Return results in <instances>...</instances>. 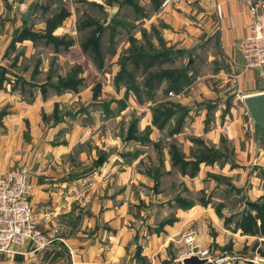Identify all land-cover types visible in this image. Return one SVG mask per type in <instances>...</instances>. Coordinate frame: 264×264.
Instances as JSON below:
<instances>
[{"label": "crops", "instance_id": "crops-1", "mask_svg": "<svg viewBox=\"0 0 264 264\" xmlns=\"http://www.w3.org/2000/svg\"><path fill=\"white\" fill-rule=\"evenodd\" d=\"M38 1L0 0V68L6 64L1 55L24 25L19 22V9L33 8L31 5ZM11 3L18 9L17 18L15 11H8ZM94 4L105 8L104 4ZM261 5L264 8V0ZM177 9L179 12L169 10L162 16L164 24L173 27L172 31L161 32L162 40L179 42L195 52L206 43L204 63L217 69L211 76L197 79L190 95L183 92L174 98L187 107L178 133L169 137L168 127H154L149 108L142 117L145 124L137 127L138 133L148 130L149 142L163 134L167 142H175L187 162L194 160L192 153L201 149L197 141L222 157L213 164L201 163L193 177L173 168L168 153L163 156L162 173L142 170L136 166L143 156L133 154L130 160L126 156L132 155L131 143L139 148L148 139H128L126 134L115 148L116 135L109 136V141L100 140L98 125L82 127L70 124L68 116L53 118L54 105L68 101L70 94L48 96L45 80L24 79L35 90L27 97L20 88H7L9 76L5 71L0 86V176L14 165L26 168L34 219L49 246L44 250L31 243L14 246L0 253V264H182L177 255L186 250L183 237L191 233L195 234L197 250H208L214 257L228 255L233 261L257 259V264H264L258 253V249L263 251L264 239L242 233L236 226L243 214L254 216L256 206L264 204V128L254 125L243 104L247 96L264 94V78L244 70L238 52L240 42L249 33L251 16L247 6L236 0H193ZM159 10L157 7L153 13L157 19L162 15ZM41 23L42 30H36L35 25L31 30L43 33L45 21ZM62 24L52 36L65 37L66 33L59 36L62 32H58L63 31ZM16 45L29 48L34 44L23 41ZM115 62V72L105 87L112 92H104L100 86L97 97L91 95L97 104L109 103L106 112L110 121H117L128 109L117 107V101L137 105L131 91L115 86L114 77L119 71L118 60ZM219 80L234 81L236 87L226 93L236 97L228 99L211 85L222 84L216 82ZM238 99L243 114L231 104ZM97 112V117L105 121L107 116ZM118 149L125 153L112 154ZM97 152L109 153L102 156L100 165L95 160Z\"/></svg>", "mask_w": 264, "mask_h": 264}, {"label": "rangeland", "instance_id": "rangeland-1", "mask_svg": "<svg viewBox=\"0 0 264 264\" xmlns=\"http://www.w3.org/2000/svg\"><path fill=\"white\" fill-rule=\"evenodd\" d=\"M191 1L193 0H171L169 1L171 3H169L166 7H162L156 5V2L159 4L160 2L163 3L164 0H39L37 4L34 3L35 5H31L33 8L25 6L24 8L19 9V12L22 14L18 12L23 18H21L19 22H24L22 29H32L31 27L35 25L36 30H42L43 25L41 22L46 21L45 19L47 17L50 18L60 12L70 14L69 18H66L62 24L64 25L63 31H58L62 32L59 33V36L66 33L63 44H68L70 46L65 49L63 48V45H59L58 51L54 50L56 46L52 44H45L46 42L44 41H38L29 48L17 46L16 44L15 46H12L11 43L8 44L10 38L7 37L6 43L8 46L6 51L1 55V59L6 61L5 67H2L1 69L6 71L9 76L6 79L8 81L7 88L12 90L20 88L26 92V95H29L27 97H31L30 93L32 94L35 90H33V87H31L30 84L24 83L23 80L27 79L29 81L40 82L45 80V82H47V85L45 84V86H47L48 89V96H56V94L60 92H62V95L70 94L68 101H64L63 103L59 102L60 106L58 104L54 105L53 118L54 115L55 119H67L66 116H68L70 124L77 123L82 127L98 125V130L101 131L98 136L100 140L109 141V136L113 137V134L116 135L117 139L115 148L119 146L118 144L121 139H123L126 134L130 132V130L133 135L140 134L139 137H137V141L148 139V130L143 133H138L137 129V127L140 128L141 125L145 124L142 119L145 114V110L149 108L152 111L164 105L177 106L182 108V110H185V114L182 117V114L176 113L175 117L172 118L166 126L169 128V130L166 129V136L172 137V135H170V131L174 128L176 122L181 117L180 122H182V126L184 125V118L187 113L186 105L177 103V101H174V98L177 99V96H181L183 92L184 95H190L196 87L197 79H204V77L211 76V74L215 72V69H217L213 66L209 68L204 63L205 58H203V52H205V48L207 47L206 43L199 46L200 50L195 52V49L191 51L186 49L184 46L181 47L179 42L174 44L173 41L165 42L162 40L161 32L165 30H173L172 26L164 24L162 20L163 14L169 12V10H177V12H179L177 9L178 7ZM94 2L104 4V10H101L97 6L93 5ZM34 7L37 8L34 9ZM157 7H160L159 11L160 14H162L158 17L159 19L155 17L156 14H153ZM17 10L18 9L15 7V4L12 5L11 3L8 11L16 12ZM32 10L36 14H34ZM18 13L16 12V18ZM87 17L92 18L103 27L99 40L101 51L100 58L99 56L97 58L93 51L86 52L82 46L90 33L96 30L95 26L86 25L88 21ZM143 33H145V35H143ZM156 34L161 41L156 39ZM132 37L135 38V45L137 47L142 46L143 48H146L148 41L151 45V49L149 51L152 50L158 53L162 52L166 55L168 62L161 65V70H168L169 72L175 71L179 74L183 72V76L178 84L177 92H174V89L167 91L171 85L172 79L164 80L155 88V93L153 91L148 92V95L142 93L136 102L137 105L128 104L127 101H117V107L122 109L126 107L128 109L126 113H122L118 116L117 121H110L108 120L109 116L106 112V110L109 109V103L107 101H101L97 104L91 97L93 94L97 97L98 93H100V86L104 89V92H112L105 89V87H108L109 79H111V75L115 72V61L118 60L124 50L129 48V38ZM216 49H218V47ZM146 50L148 49L146 48ZM103 60L104 64L102 62ZM223 71L226 72L225 69H223ZM135 76L139 81V77H141L140 73H135ZM184 78H188V80H184ZM67 79L73 81V88L71 87L73 90L60 89L59 82ZM229 80H232V77L229 76ZM216 82H222V84H218L219 86L226 84L223 89H221V87L216 88V86H218L217 84H211L215 89L220 90L219 93L223 91L224 95L226 94L228 99L236 97V94L231 96L228 95V93L230 94V92L236 87V83L234 81L233 83H229L231 81L225 83V81L221 80ZM227 90L228 93H226ZM104 92L102 91V95ZM74 94L80 95L75 96ZM105 95L107 96L108 94ZM163 95L166 97H163ZM83 103L87 105L84 106ZM231 104L234 106L236 111H239L240 108L243 109L242 101L239 99L238 101L232 100ZM128 105L132 109H130ZM147 105H149V107ZM208 106L209 109H213L210 104ZM117 107L114 105L112 108L116 110ZM98 110L102 111L104 115L107 116L105 121H102L104 120L103 118L101 120V118L97 117ZM239 112L240 114H243L241 113V110ZM3 113H5V111ZM99 121L103 123H100ZM138 121L140 125H137ZM165 138L163 134L156 135L153 142H149L148 139V141L145 144L140 145L139 148H135V144L131 143L129 146L131 150L129 152H131L132 155L126 156V159H132L133 154L141 155L143 157L136 167H139L142 170H146L148 168L150 172H158L159 170V173H162L163 156L168 153L171 157L172 153L176 150L179 154H181L175 142L172 140L167 142ZM78 148L79 147H77V149ZM108 149L109 147L106 148V150ZM84 150H87L86 147H84ZM118 150L119 151L112 152V154L120 156V154L125 153L124 150ZM99 152L103 151L100 150ZM99 152L96 153L95 160H98V164L100 165L99 161L102 159V156L107 157L109 153L104 152V155H101L102 153L100 154ZM192 154L194 155L196 152ZM75 157L77 158V156ZM17 166L19 165H14L9 170ZM172 167H177L179 172L182 170V172L189 173L190 171L187 166H183V168L180 164H176ZM168 183L169 181L167 180L165 182L166 188L169 186ZM258 251H260V249H258ZM183 252H185V250ZM183 252H179L177 255L178 261L180 253ZM231 263L257 264V259L253 262L235 260L231 261Z\"/></svg>", "mask_w": 264, "mask_h": 264}, {"label": "trees", "instance_id": "trees-1", "mask_svg": "<svg viewBox=\"0 0 264 264\" xmlns=\"http://www.w3.org/2000/svg\"><path fill=\"white\" fill-rule=\"evenodd\" d=\"M93 5L103 10V7L101 5H97L94 3ZM156 5H158V2H156ZM68 16V13L64 14L60 12L50 18H47L45 21V30L43 33H35L31 29H22L20 33L13 38L11 45L14 46L16 43H21L23 41H31L33 44H36L38 41H44L46 42L45 44H52L56 46L54 49L55 51H58L59 45H63V48L65 49L68 48L70 45L63 44V40L65 39V37L52 36L54 30L59 27ZM87 20L88 21L86 25L95 26L96 30L90 33V35L86 38L85 42L82 44L83 49L86 52L93 51L97 58L98 56L100 58L101 51L99 40L103 27L101 26V24L95 22V20L90 17H87ZM143 35H145V33H143ZM156 39H158V41H161L157 34ZM135 43L136 40L134 37L129 38V48L124 50V52L119 56L117 62L119 71L114 77L115 86L125 87L127 90L131 91L138 100L142 93L148 95L147 93L152 91L154 92L155 88L162 81L172 79L171 85L167 91H171L174 89V92H177L178 84L181 81L183 72L179 74L175 71L169 72L168 70H161V65L168 62V58L166 57V55L162 52L158 53L152 50L149 51L151 49V45L148 41L146 47L148 50H146V48H143L142 46L137 47ZM137 72H139L141 76L139 77V81L135 76V73ZM186 79L188 80V78H184V80ZM4 80L5 71L0 68V86ZM73 84V81H71L70 79H67L65 81L61 80L59 82V87L63 90L71 89ZM95 97L96 95H94V98ZM151 113L152 125L159 130H163L169 124L171 119L175 117L176 113L182 114L183 117L185 114V110H182V108L173 105H164L160 106L158 109L152 110ZM181 118L176 122L174 128H172V130L170 131V135H174L180 131L182 127V122H180ZM131 132L132 131L130 130L127 138H137L135 135L131 134ZM196 143L201 147V149L193 155L194 160L192 161H185L183 157H181L177 152V150L171 155L173 166L176 164H180L182 165V167L187 166L190 169L188 173L189 177H193L197 173L199 165L201 163L213 164L222 157L221 154L217 152V150L207 148L203 146L199 141H197ZM257 221L260 222L259 226L257 225ZM236 226L239 227L242 233H246L249 235H259L264 239V204L256 206V212L254 216H252L250 213L243 214ZM258 253L262 258H264V248L263 251L260 250Z\"/></svg>", "mask_w": 264, "mask_h": 264}, {"label": "built area", "instance_id": "built-area-1", "mask_svg": "<svg viewBox=\"0 0 264 264\" xmlns=\"http://www.w3.org/2000/svg\"><path fill=\"white\" fill-rule=\"evenodd\" d=\"M171 0L161 4L166 7ZM244 3L251 16L248 35L238 46L241 66L244 70L255 71L264 78V8L261 0H236ZM173 2V1H172ZM262 9V10H260ZM217 14L220 11L217 8ZM226 133L228 129L226 128ZM32 186L25 168L17 166L0 176V253L9 252L14 246L26 243L44 250L48 240L37 229L29 198ZM194 233L184 236L186 250L179 255V261L191 256L206 260V264H232L233 259L224 255L214 257L208 250L198 251L194 246Z\"/></svg>", "mask_w": 264, "mask_h": 264}, {"label": "water", "instance_id": "water-1", "mask_svg": "<svg viewBox=\"0 0 264 264\" xmlns=\"http://www.w3.org/2000/svg\"><path fill=\"white\" fill-rule=\"evenodd\" d=\"M243 104L254 125L264 128V94L247 96L243 99ZM182 264H206V260L191 256L184 259Z\"/></svg>", "mask_w": 264, "mask_h": 264}]
</instances>
